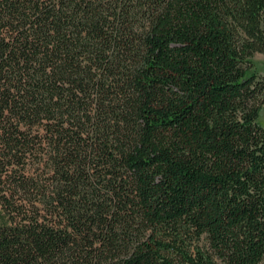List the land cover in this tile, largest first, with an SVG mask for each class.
I'll list each match as a JSON object with an SVG mask.
<instances>
[{
  "label": "trees",
  "instance_id": "obj_1",
  "mask_svg": "<svg viewBox=\"0 0 264 264\" xmlns=\"http://www.w3.org/2000/svg\"><path fill=\"white\" fill-rule=\"evenodd\" d=\"M264 0H0V264H264Z\"/></svg>",
  "mask_w": 264,
  "mask_h": 264
},
{
  "label": "rangeland",
  "instance_id": "obj_2",
  "mask_svg": "<svg viewBox=\"0 0 264 264\" xmlns=\"http://www.w3.org/2000/svg\"><path fill=\"white\" fill-rule=\"evenodd\" d=\"M254 62V70L264 74V55L258 54L253 59ZM259 125L264 129V107L260 111L259 119H258Z\"/></svg>",
  "mask_w": 264,
  "mask_h": 264
}]
</instances>
